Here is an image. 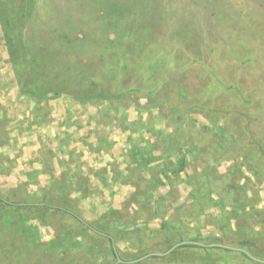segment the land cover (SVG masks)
Returning a JSON list of instances; mask_svg holds the SVG:
<instances>
[{
	"label": "rangeland",
	"instance_id": "rangeland-1",
	"mask_svg": "<svg viewBox=\"0 0 264 264\" xmlns=\"http://www.w3.org/2000/svg\"><path fill=\"white\" fill-rule=\"evenodd\" d=\"M8 34L14 46H30L14 64L8 60ZM116 61L126 67L113 68ZM38 68L43 71L37 78ZM40 84L60 97L29 96ZM1 122L0 196L46 198L51 207L30 211L33 202H23L22 214L33 216L27 223L38 231L27 236L20 231L18 208L1 206L0 264H71L68 245L93 234L77 221L71 226L68 206L114 233L126 257L179 229L212 242L222 234L211 221L217 209L211 199L204 204L207 195L192 203V185L209 182L214 200H220L232 184H242L235 202L253 210L264 206L263 194L256 204L255 191L264 186V157L252 141L264 147V0H2ZM219 130L223 140L211 136ZM228 136L241 143L230 146ZM215 140L228 145L221 161H210L221 176L204 180L205 161L218 151ZM132 154L147 164L132 162ZM237 154L244 173L259 172L260 180L239 184L240 173L225 178L234 175L230 158ZM155 201L160 208L153 214ZM247 215L232 220L237 231L226 227L222 236L254 234L243 228L255 217ZM258 238L264 243L261 233ZM51 239L54 247L47 245ZM211 251L213 257L175 247L160 258L119 264H225L217 257L223 250ZM76 258L84 259L82 253ZM224 258L235 264L230 254Z\"/></svg>",
	"mask_w": 264,
	"mask_h": 264
},
{
	"label": "trees",
	"instance_id": "trees-1",
	"mask_svg": "<svg viewBox=\"0 0 264 264\" xmlns=\"http://www.w3.org/2000/svg\"><path fill=\"white\" fill-rule=\"evenodd\" d=\"M0 2H2V0ZM5 25L7 27L6 29H9V31L12 32L13 26H12L11 21L5 22ZM15 25H18V24H15ZM6 42L8 43L7 44L8 60L11 61L12 64L17 62L18 59H21V58L24 59L25 57H27L26 54L29 53L28 51L30 48V46L28 44L29 42L28 43L23 42L22 44H21V42H17L16 43L17 45L14 46L12 44V41H11V35H9V34L7 35ZM32 63H33L32 65H34L33 61H32ZM119 63L120 62H117V61L115 63H113V68L118 69V68L126 67V65L124 63H120V64ZM42 71L43 70H40V68L35 70V75L37 78L39 77V75ZM38 88H39L38 93L33 94V95H29V96H31V97L36 96L37 98H42V99H47V100H49L51 98L60 97V95H59L60 92H58V91L49 92L50 91L49 87L46 84H40L38 86ZM1 120H2V118H1ZM7 120L8 119H4V122H6ZM2 122L0 123V139L2 138V134H3L2 124L4 125V123H2ZM62 127L67 128L66 125L65 126L62 125ZM65 132H69V130L61 129V131H60L61 134L65 133ZM214 134L215 135L217 134V136L222 140L225 138V133L223 132V130H219V131L213 133L211 136H213ZM229 138H231V137L228 136L227 139H229ZM218 140H215V142L219 143ZM252 141H253V143H255V145L257 146V149H259L260 153L264 157V147L262 146V143L259 140H257L256 138H253ZM229 142H230V140H229ZM231 143H232V145H230V144L229 145L233 147V146L239 145V143H241V140L233 137V138H231ZM206 144H208V143H206ZM216 145H217L218 151H216L215 153L214 152L209 153V156H208L207 160L205 161V163H207V164L205 165L204 171L202 173V175L204 176V180H206V178H208V180L212 181V178H214V180H215V179H217V177L221 176L220 173L217 171V167L213 165L214 163H210V161L211 160H213L212 162L221 161L220 159L224 158L222 156L225 154L226 147L228 145L225 146L224 148L221 147L220 143L216 144ZM134 148H136V146L132 147V149H131L132 152H133V150L136 151ZM137 149H139V148H137ZM146 150L149 151L150 148H147ZM137 152H138V150H137ZM214 154L215 155L217 154L216 155L217 157ZM219 156H221V157H219ZM131 159H132V162H138V165H140V167L145 166L147 164V160L143 157L142 158H136V156L132 154ZM230 161H232L230 163V166L232 167V170H233L232 173L234 172V175L225 176V178H228V180H230L231 178H236L235 176H237L238 173H240L237 177L239 179L238 183L240 182V180L243 183V179L245 181H248L250 179L251 180H253V179L260 180L259 176L261 174H259V172H258V175H256V176H249V174L246 175V173H244V171L246 169L243 168V163L241 161L240 154L232 156V158H230ZM235 170H238V171L235 172ZM38 172H39L38 170L33 171L34 174H37ZM242 173H244L243 176L246 178H244L242 176ZM188 182H192L191 184H193V181H191V180H189ZM208 183L209 182L205 183L204 181H202V182H198L196 185L194 182L195 185L191 186V191H190L191 193L189 191L188 192L191 195L193 193L192 203L194 202V199L197 201V199H199L201 197L203 198L206 195H207V197H204V200H205L204 204H208L209 199L214 201V203L212 202V204L215 205V207L217 209V212L215 213L213 219L211 220L213 222L212 224L215 225L214 228L217 230H220V233H222V234H223V231L226 227H228V228L230 227L231 230H234V227L232 226V223H233L232 220H236L237 218H241L240 217L241 214L247 213L248 214L247 215L248 220H249V218H251V215H255V217L253 219V222L246 221L243 228L245 230L247 229V231H250L251 233H254V234H248V235L236 238V239H234L233 236L227 237L224 235L222 236V234H220V238H215V237L213 238L212 237L214 240L212 242H209L208 240H206V237L201 236L199 232H197V234L195 233V234H191V236H189L186 232L179 229L175 236L173 235L171 237L169 235L166 237L165 240L159 241V242H157L158 244L152 245L150 249L145 250L144 252H141L140 254L126 257L125 255L120 253L119 249L116 248L115 243L117 240L115 239L114 233H111L109 230H106V229L102 228L101 226H96L92 222L85 221L83 218L80 217V214L75 209L68 206V210L66 212L70 216L71 226L73 224L72 221L73 222L77 221L83 227L85 226L86 228H89L91 230V234H93V237L88 238L87 241L81 242L80 240H77V242L70 243L68 245L69 249L72 253V258L70 260V263L71 264H119L122 262L117 261V258H120L123 260L124 259L126 260V259L138 258V257L148 253V251L151 252L152 250L164 252L170 246H172L173 244H175L176 242L181 241V240H197V241H201L203 243H208V242L209 243H222V244H226V245H230V246H234V247H240V248L244 249L245 251H247L249 254H247L241 250L228 249V248H224V247H220V246H200V245H194V244H184V245H179L177 248L195 247L197 249L204 250V252H206L211 257H213L215 255L211 250H216V249L223 250L225 253L223 255H218L217 257L222 258V260L224 261L225 264H228V258L226 259V258H224V256L229 255V254L234 259H236L234 261L235 264H264V261H261V260H264V256H261V254H260V252L262 250L261 248L264 247V243H262L258 238L260 236V233L264 236V206L261 205L262 202H261V204L257 205L256 208H254L255 210H253V208H250V206H249V208H247L248 209L247 210L245 206H242L241 204H237L235 202V200L236 201H239V200L235 199L237 197V195L234 193H237L238 195L241 194V196H242L244 190H242L243 186L241 183H239V184H241V186L237 185V184H235L236 185L235 186L234 184H232L231 185L232 189L230 187H228V189H226L227 192L224 193L226 195V197L224 195L222 197V195H221L220 200L215 199V200H217V201H215L213 196H212L213 195L212 190L210 189V187L207 188ZM204 184H205V186H204ZM230 190H232L233 193ZM255 191H256V195H257L256 197L258 199L256 204H258L259 200H261L260 195H262V194H263V201H264V186H261V185L257 186ZM200 194H201V197H200ZM22 195H23V197L24 196L26 197V193H24ZM146 195L148 197V192ZM146 195L141 196L140 199H144L146 197ZM207 199H208V201H207ZM227 199H230L231 201H233L230 206H227V202H226ZM26 201L33 202V203H30L28 205V206L32 207V208H30V211H34L33 210L34 208H38L40 206H42L44 208L51 207L50 203L46 200V198H43L42 200H36V201H32L28 198H23L22 200L16 201V200L8 199V197L0 196V208L3 205L5 207H13V205H15L18 208L19 213L22 214V213H24L23 209L25 210V207L27 206L26 204H24ZM145 203L146 202H140V204H142V205H144ZM255 206L256 205H254V207ZM224 207L226 208V210L222 209ZM57 208L59 209V207H57ZM158 208H160V206H158L157 201H155L151 205L152 213L154 214L155 209H158ZM3 209H4V207H2V210ZM176 209L175 210L178 211V215H181V213L183 212V209H184V205H180L179 208H176ZM247 211H249V212H247ZM26 214H28V213H26ZM29 215H27V216L25 214L20 215V217H21L20 231H21V233H24L27 236H29L32 233V232L28 231L30 226L28 227L29 224L27 222H29L31 220V218H33V216H29ZM256 216H259V217H256ZM43 219H44L43 214L38 213V221L42 222ZM194 219H196V218H194ZM251 221H252V218H251ZM253 223H255L258 226V228H257L258 230L256 228L253 229ZM234 231H237V230H234ZM255 234H258V235L254 236ZM55 242H56V239H51L47 242V244L49 246L53 245V244L55 245ZM69 249H68V251H69ZM80 253H82V255L84 257L83 260L80 258H76V256ZM150 257L160 258L161 256L151 255ZM77 259H79V260H77ZM231 264H233V263H231Z\"/></svg>",
	"mask_w": 264,
	"mask_h": 264
},
{
	"label": "water",
	"instance_id": "water-1",
	"mask_svg": "<svg viewBox=\"0 0 264 264\" xmlns=\"http://www.w3.org/2000/svg\"><path fill=\"white\" fill-rule=\"evenodd\" d=\"M184 244H194V245H200V246H220V247H224V248H228V249L241 250V251H244L245 253L249 254L247 251H245L244 249H242L240 247H234V246H230V245H226V244H222V243H203V242L197 241V240H181V241H178L175 244H173L168 250H166L164 252L151 251V252H148V253H146V254L138 257V258L133 259L130 262H136V261H139V260L146 258L148 256H151V255H164L165 253L172 251L175 247H178L179 245H184ZM117 261H121V259L118 258ZM261 261H264V260H261Z\"/></svg>",
	"mask_w": 264,
	"mask_h": 264
},
{
	"label": "crops",
	"instance_id": "crops-1",
	"mask_svg": "<svg viewBox=\"0 0 264 264\" xmlns=\"http://www.w3.org/2000/svg\"><path fill=\"white\" fill-rule=\"evenodd\" d=\"M35 209H37V208H34L33 210H35ZM41 210H45V209H41ZM30 226V227H29ZM32 226H35V225H32ZM31 225H28V227H29V230L28 231H30V232H32L30 235H34V233H35V235H36V233L38 232L34 227H32ZM37 227V226H36ZM48 245V244H47ZM55 245L53 244V245H50V247H54ZM58 254H61V255H63L62 254V252L61 251H58L57 252ZM67 253H69V251L67 250Z\"/></svg>",
	"mask_w": 264,
	"mask_h": 264
},
{
	"label": "flooded vegetation",
	"instance_id": "flooded-vegetation-1",
	"mask_svg": "<svg viewBox=\"0 0 264 264\" xmlns=\"http://www.w3.org/2000/svg\"><path fill=\"white\" fill-rule=\"evenodd\" d=\"M118 259V258H117ZM121 262H124V260H121Z\"/></svg>",
	"mask_w": 264,
	"mask_h": 264
}]
</instances>
